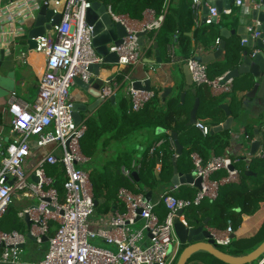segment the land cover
<instances>
[{
  "label": "built area",
  "instance_id": "1",
  "mask_svg": "<svg viewBox=\"0 0 264 264\" xmlns=\"http://www.w3.org/2000/svg\"><path fill=\"white\" fill-rule=\"evenodd\" d=\"M42 1L46 3L49 0ZM91 1L66 0L59 24L36 38L37 46L34 50L46 56L45 71L40 76L36 99L26 102L16 91L10 93V137L5 140L0 134V218L9 211L15 199H38L37 203L28 204L19 212L21 217H29V232L37 242L48 237V248L43 258L35 264H174L182 249L174 227L175 218L187 223L182 216L185 210L200 206L208 199L216 200L222 185L239 183L241 173L235 163L241 158L212 155L203 160L199 154H192L195 166L193 173L202 181L201 187L191 198H180L171 189L162 193L159 202L155 203L147 199L144 193L121 187L118 202L125 206V211H116L110 216L107 225L91 228V216L96 212L98 204L90 172L81 167L89 160L81 151V140L88 130V124L84 118L78 123L75 121L70 98V89L76 78L89 82L94 76L90 71L91 65L108 64L95 50L93 27L86 21ZM204 1L208 4V1L214 0H192L194 15L199 12ZM56 3L59 4L60 0H56ZM253 3L252 0H235L239 7H249ZM13 4L11 2L9 5ZM27 4V9H31L28 1ZM146 12L148 21L137 24L129 16L117 14L109 6L112 19L120 21L127 31V36L120 45L109 44V52H115L118 56V61L113 65L128 68V73L121 81L116 76L103 80L100 90L103 100H107L118 90L125 89L132 109L137 112L143 110L156 94L155 90L136 89L132 85L131 69L142 63L144 51L155 42L150 37L144 47L139 42L138 33H155L161 28L165 18L164 12ZM216 16V7L210 6L205 23L212 24ZM34 18L35 16L31 20ZM257 36L259 33L255 32L254 37ZM219 42L220 38H217L216 44ZM245 42V39L241 40L242 44ZM167 49L170 63L182 62L176 54L175 42L169 43ZM197 56L193 52L184 60L193 83L198 87L210 88L216 95L232 92L234 79L226 78V74L210 77L208 64L200 61ZM195 126L204 135L212 130L211 126L199 119ZM246 138L249 139V136L246 135ZM170 141L174 144L172 139ZM164 142L165 139L156 141L150 147L149 154H155ZM42 149L45 150L43 155L40 154ZM247 156L245 158L249 164L252 156ZM255 157L263 158L264 151L260 150ZM142 161L143 159L134 161L133 169L139 171ZM50 166H58L63 171V201L55 186L56 175H49L47 172ZM222 170H225L226 175L217 177ZM122 171L134 182L128 168L124 167ZM160 203L166 208L162 219L155 211ZM180 210L183 213L178 216ZM139 220L142 221V226L136 228ZM51 221H55L57 227L54 234L49 235ZM209 231L218 246L231 244L234 234L231 222L226 229L210 228ZM96 238L115 246V250L92 244L91 239ZM26 241V235L22 232L0 229V264H19L18 256ZM258 264H264V255Z\"/></svg>",
  "mask_w": 264,
  "mask_h": 264
},
{
  "label": "crops",
  "instance_id": "2",
  "mask_svg": "<svg viewBox=\"0 0 264 264\" xmlns=\"http://www.w3.org/2000/svg\"><path fill=\"white\" fill-rule=\"evenodd\" d=\"M27 1L29 2L31 9H27L29 6L27 4ZM42 0H0V50L5 51V59L2 61L1 69H0V134L4 137L5 140H7L10 137V121L11 116L8 113V100L10 93L12 91H16L17 94L21 99H23L26 102H33L38 94L39 90V82H40V76L45 71V62H46V56L42 53L36 52L35 50H28L26 49V41L22 40V34L25 33L27 26H29L31 18H33L36 15L38 5H40V2ZM172 2V4H175L177 6L182 0H166L167 5ZM190 2L192 4V0H186V2ZM11 2H14L13 5H9ZM256 3V0H252V3ZM235 9L238 11L239 15V21L236 25L233 24V19L228 21L225 18V15H229L231 13V10ZM28 10V11H27ZM228 10H230L228 12ZM228 10H225L223 14H221L216 19V27L212 30H209L212 32L211 38L209 40V43L211 44L210 49L205 47V43L203 41L199 40L197 41L195 34L196 30H202L203 28H207L204 25H211V24H204L202 22L203 20V13H204V6L203 3L200 7L199 12L193 16L194 24L191 27L190 31L186 32L188 36L191 37V45H192V51L197 53L199 57L207 54V52L214 50L217 48L216 40L213 39V36L217 38L220 37L222 39L221 30L223 28H226L228 30H237L238 26L240 24H245L248 21V11L249 7L248 5L239 7L235 3L232 5V7ZM149 16L148 13H144V17L142 20H134L131 19L133 22L137 24H143L144 22L148 21ZM220 22L223 24L219 26ZM250 31V30H249ZM208 32V31H206ZM152 37L150 33H147L144 39V47L147 45L148 39ZM200 39V38H199ZM226 41V49L223 53V55L216 61H226L230 62L227 47L229 44L234 43V45H242L241 43V36L237 33L235 34H229L228 38H224ZM173 42L176 44V54L177 56L182 60V62L178 63H170L169 62V56H168V49L167 46L165 47V54L164 58L161 55L162 63H157L156 61V50L154 46L151 48H148L144 51L143 57H142V63L135 66L131 69V80L134 82V80H142L143 83L146 79L151 80V88L152 90L158 91L159 97L161 99L162 105L165 106L169 99L175 97L176 95H180V92L185 91V99L184 101H181L180 97V105L184 106V114L183 118L189 116L190 118V112L193 108L195 98H200V105H202L203 101H208L211 96H213V99L210 101L209 106H205L203 112H205V115H202L198 117L199 120H203L206 124L211 126L212 128L214 126H217L219 124H223L228 116L226 115V112L223 108L220 107L222 103H227L229 105V108L232 112V116L234 117V122L232 124V127L230 130H224V131H210L211 134H215L214 136L217 137V139H226L227 145L224 148H220L217 150L215 147V141H209L206 151V160L209 159L212 155H225L232 157L236 159L237 157H240L241 159L243 156H247L250 152V144L255 139L254 130L258 128L260 130V135L262 139H264V97L263 98H247L246 92L251 88L248 89V87H243L242 78H235V86L233 88V91L230 93H224L221 95L213 94L210 88L206 86L198 87L195 84L193 86H189L186 84L185 81V75H184V65H185V58L182 57L181 54V45L179 41V34L174 35ZM154 45V44H153ZM160 50V49H159ZM258 50V49H256ZM192 52V53H193ZM230 67L224 69L223 73H217V70H211V75L213 76H221L224 74H227ZM124 70H128V68H124L123 66L117 67L113 64H106L100 67L98 75H94L95 81L99 83L101 86L103 84V80L112 78L113 76H116L117 73L122 72ZM130 70V69H129ZM177 85L179 87H177ZM253 83L251 84V86ZM172 88V91L169 93V95L163 99L162 94L165 90V88ZM195 87L197 90V95H194L191 91V89ZM200 89V90H198ZM114 95V94H113ZM111 95V96H113ZM70 98L72 102L75 101H82L89 105L93 104L96 100V97H94L91 94L85 93L75 82V84L70 89ZM126 99L130 104L131 100L125 93V89H120L115 94V100L114 102L109 99L105 100L101 104H99L97 107H95L92 111H87L85 113H82V116L84 119H87L95 116L98 113V110L100 107L106 103L111 102L116 107H118V104L123 100ZM208 99V100H207ZM206 105V104H205ZM200 107V106H199ZM209 107V108H208ZM208 108V109H207ZM207 109V110H206ZM208 110H213V114L217 116V119L220 120L219 124H214L212 117L210 115H207ZM246 115H244V114ZM198 115V114H197ZM242 116H245L242 118ZM239 120V130L234 131L232 130L235 122ZM189 121V120H188ZM188 125V122H187ZM193 126V132L202 136V138H205L207 135H204L201 130H199L195 124L188 125ZM228 131L225 135L224 132ZM233 131V133L231 132ZM165 132L162 128H157L156 130L153 128H144L139 129L135 131L134 133L127 135V134H121L118 136H115L108 141H104L105 138L110 137L112 133L108 132L106 133L101 141L99 142L98 151L94 157H88L89 160L82 164L81 167L84 168L88 166L86 169L87 171H91L92 169L97 168L100 170L104 166H107L109 162L115 160L118 158V156L123 153H131L132 156V164L134 161H138L144 158L145 151L147 149H150V147L157 141V137ZM209 133V134H210ZM246 135L249 136V139L246 138ZM172 137V136H171ZM178 138L180 143L182 144V139L185 141V143L182 144L183 151L186 149H189L194 144L192 143V136L190 134H187L185 136H180L178 134ZM156 140V141H155ZM173 140V138H172ZM187 142V143H186ZM167 143L169 145V150L173 152V157L177 156V168L178 171L186 174L188 172H193L195 166L194 163H192V166L189 167L187 163L182 162V153L180 155L176 152V145L174 143H171L170 140H165V142L162 144V146ZM198 142L195 144V146H198ZM161 146V147H162ZM159 147L158 150L161 148ZM260 150L264 151L263 146L260 148ZM259 150V151H260ZM258 151V152H259ZM162 152V151H160ZM159 152V153H160ZM45 150L42 149L40 151V154H44ZM197 153V151H194L192 154ZM191 154V155H192ZM198 154V153H197ZM162 155V154H160ZM249 158V156H247ZM34 158V157H33ZM254 157L251 158V161L249 163L250 167L249 169L254 172L255 175H245V168H246V162L243 163V167L239 166V164L243 161L240 160L237 163H235V167H237L240 170V182L239 183H226L224 185L232 184L236 185L238 187L244 186L248 187L249 189H254L257 185H259L262 180L264 179V166L260 165L262 161H264V157L261 158L260 166L256 164H253L254 167L251 166V162H253ZM193 162V160H192ZM162 161L160 158H156V167H155V181L153 185L149 186L147 183L144 186V190L140 193H144L145 195L148 192H151V201L157 203L160 200V196L162 193L173 189L171 192L180 197V198H191L193 197L198 188L195 187L193 184H185L180 186H175L171 184V179L173 176L174 171V164L172 167V170L168 172V169H165L163 172L161 171L162 167ZM254 163V162H253ZM126 167L125 164L121 165L120 171L123 173V168ZM128 168V167H126ZM168 168V167H167ZM257 168V169H256ZM85 169V168H84ZM134 169L132 170V176L134 179H138V174L135 176L133 174ZM138 171V170H137ZM139 172V171H138ZM162 172V174H161ZM226 172L225 170H222L219 172L220 176H225ZM243 175L245 177H243ZM263 176L262 180L258 184L251 183L252 177H259ZM222 185V186H224ZM139 186V185H138ZM225 187V186H224ZM121 188V187H120ZM226 187L223 188V192H225ZM119 191V190H118ZM118 194L116 197H111L110 199V208L108 211H100L96 208V212L99 214L100 218L92 221L91 224L95 226L96 228L102 227L108 224L110 216H112L116 211L124 212L125 206L121 205L118 201ZM38 199L36 198H22V199H15L14 202L11 204L9 211L0 218V229L4 231H12L17 230L19 232H22L26 235V244L22 251L19 254L18 262L19 264H35L39 260H41L48 248V241H42L37 242L36 240H32L27 236L29 232V226L25 220V217H21L19 215V212L22 210V208L28 204L37 203ZM209 199L203 201V203L200 206L192 207L188 209V213L190 216V222L193 226H198L200 224H203L204 221H207L206 227L217 230V226L219 225V217L218 213L216 215V210L213 209V211L208 207ZM260 208L256 211H253L250 214H242V219L239 224L233 225L234 228V237L233 238H243V237H251L259 230L260 227H264V201H261ZM198 207H205L204 211H199ZM211 210V211H210ZM237 212H241V207L236 208ZM156 213L158 216L162 219L166 214V208L164 204L160 203L155 208ZM188 213H184L182 216L187 220L186 215ZM214 215L217 216L214 218ZM197 220V221H196ZM55 221H53V224L51 225L50 230L55 231L56 226L54 224ZM138 222H141L139 220ZM137 222V223H138ZM56 223V222H55ZM226 229V228H224ZM45 238V237H44ZM183 247V246H182ZM220 247V246H219ZM225 247V246H221ZM1 250V246H0ZM183 250L181 249V252ZM197 252L202 253L203 255H206V250H199ZM196 253V252H195ZM209 253V252H208ZM181 254V253H180ZM194 254V253H193ZM192 254V255H193ZM213 256V255H212ZM180 257V256H179ZM192 257V256H191ZM207 260L209 261L207 263L210 264H227L219 259L215 258L219 261L210 259L208 256ZM179 258L177 259L176 263L178 264ZM190 264H205L204 262H197L193 261L190 262ZM258 264V263H257Z\"/></svg>",
  "mask_w": 264,
  "mask_h": 264
},
{
  "label": "trees",
  "instance_id": "3",
  "mask_svg": "<svg viewBox=\"0 0 264 264\" xmlns=\"http://www.w3.org/2000/svg\"><path fill=\"white\" fill-rule=\"evenodd\" d=\"M100 1L111 6L113 11L117 14L127 15L134 20H142L144 17V13L147 10H152L156 14H161L164 12L165 18L161 28L155 33H150L154 38V41L158 43L162 57L164 58L165 47L169 43L173 42L175 34H179V41L182 52L181 54L183 55L182 57L187 58L192 54L193 51L191 48V37L186 34V32L190 31L191 27L194 24V13L192 4L190 2L182 0L177 6H175V4H172V2L170 1V3L167 5V8H165L166 0ZM225 18L227 21L229 18L230 20L233 19V24L236 25L238 23V11L232 9L229 15H225ZM222 24L223 23L220 22L219 26ZM204 26L207 28L196 30L195 37L197 41L202 40L203 43H205V47L209 50L211 46L209 40L212 34V32L209 30L215 28L216 23L213 22L211 25ZM217 38L220 37L217 36ZM217 38L213 36L212 40L214 41V39ZM242 48L243 47L241 44H229L227 47V51L230 62L214 61L208 64L210 77H215L211 75V70H217V73L221 74L228 66L230 67V69L234 68L240 58V52ZM126 73H128V70L119 72L116 75V79L121 81ZM179 99L180 95L178 94L175 97L169 99L167 104L163 106L159 97V93L158 91H156L155 96L150 100L146 107L138 112L132 109L131 104L126 99H123L118 104V107H116L109 101L104 103L98 110V113L95 116L88 118L87 120L88 130L81 140L82 153L86 157H94L98 151V146L100 144L99 142L108 132H111L112 135L105 138L104 141H108L109 139L121 134L130 135L139 129L153 128L156 130L159 127L164 129L165 132L161 133L157 137V141L160 139H165L167 141L172 139L171 133L174 131L180 134L181 138L182 136H185L187 134H190V136H192V143L194 145L189 149L184 150L181 156V161L187 163L189 167H191L193 163L191 154L194 151H197L202 159L206 160V151L209 147L208 142L210 140L215 141L214 143L217 150H219L221 147L224 148L227 145L226 139H217V137L214 136L215 134L211 133L208 134L205 138H202V136L193 132V126L187 125L189 116L183 118L184 106L179 104ZM212 99L213 96H211L209 100L207 99L208 101H203L202 105H200L198 109L197 116L200 117L201 114H206L205 112H203V110H205L204 107L209 106L207 104H209ZM207 112V115H210L212 117L214 124L220 123V120L217 119V116L213 114V110H208ZM227 132L228 131L224 132L223 134L225 135ZM197 142L199 145L195 146ZM183 143H185V141H183L182 139V144ZM168 147L169 145L165 143L153 155L149 154V149L145 151L142 165L138 172L139 181H137V179H134V182H131L130 179L120 171L121 165L125 164V166L128 167V170L132 172L133 155L131 153H123L122 155L120 154L118 158L109 162L107 166H104L100 170H98L97 168L92 169L90 171V177L93 186L94 197L96 201H98L97 209L100 211H108V209L110 208V199L113 196L116 197L120 187H126L133 192L138 193L143 191V188H140L141 183H147L149 186L153 185L156 178V158L159 157L162 161V172L165 169H168V172L172 170L174 154L169 150ZM160 151H162V155H160ZM260 165L264 166V161H262ZM47 172L49 175H56L57 178L55 186L61 194H64V174L62 169L58 166H50ZM218 176L219 173L217 174V177ZM243 177L245 176L243 175ZM224 186L226 187L225 192H223V188H225ZM224 186L220 187L218 198L216 200H209L208 204V207L212 211L213 209L216 210V215L218 213L219 225L217 226V229L221 230L226 228L229 222H231L232 225L239 224L242 219V214L248 215L253 211L258 210L261 207V201H264V179L259 185L254 187V189H249L248 187L244 186L238 187L232 184ZM238 206L241 207L240 213H238L236 210ZM198 209L199 211H204L205 207H198ZM215 217L217 216L214 215V218ZM186 218L190 221L191 218L189 216V213L188 215H186ZM52 224L53 221L50 222V228ZM54 224L57 225V223L55 222ZM54 232L55 231L50 230L49 235L54 234ZM263 242L264 227H262L256 234L251 237L233 238L231 244L229 246H226L227 249H224L221 246L220 249L228 252L234 257H240L247 255ZM206 256H208L210 259L219 261L208 252H206V255H203L200 252H196L188 260L187 264H190L192 260L210 264L207 263L209 259L207 260ZM262 257L257 259V263L262 259Z\"/></svg>",
  "mask_w": 264,
  "mask_h": 264
},
{
  "label": "water",
  "instance_id": "4",
  "mask_svg": "<svg viewBox=\"0 0 264 264\" xmlns=\"http://www.w3.org/2000/svg\"><path fill=\"white\" fill-rule=\"evenodd\" d=\"M66 0H60V3L57 4L56 0H49L44 3L40 2L38 5L37 12L34 20L27 26L25 33L22 34L23 39L26 41V49L34 50L37 46L36 38L48 33L52 28L59 24L62 13L65 7ZM235 3V0H214L203 2L204 6V17L202 22L205 24L206 16L210 13V6L216 7L217 15L214 17V22L216 19L224 13L225 10L230 9ZM56 11V12H55ZM248 21L245 24H240L237 33L241 36V39H245L246 42L242 44V50L240 52V58L236 66L230 69L226 78H242L243 87H248L246 92L247 98H263L264 97V0H256V3L249 5L248 11ZM86 21L89 25L93 27V46L98 54L104 57L105 62L108 64H114L118 61V56L115 52H109V44L114 43L115 45H120L123 41V38L127 36V31L125 26L120 21H114L109 13V5L103 3L100 0H92L91 5L86 13ZM239 21V15H238ZM249 29L251 32H249ZM235 30H228L223 28L221 30L222 39L216 49L207 52V54L197 58L203 63L210 64L218 60L224 53L226 49V41L224 38H228L229 34H235ZM259 33V36L254 37V33ZM147 32H139V42L141 45H144V39ZM154 48L156 50V61L157 63H162V58L160 56V50L157 42H154ZM258 49V50H256ZM5 59V51L0 50V69L2 61ZM101 65L93 64L90 66V71L94 75H98ZM184 75L186 84L193 86L192 76L188 69L187 64L184 65ZM95 77H91L89 82H84L80 78H76L75 82L77 85L88 94L96 97V100L93 104L89 105L82 101L73 102V116L75 121L78 123L82 120V113L87 111H92L99 104L104 102L101 97V85L95 81ZM253 85L251 86V84ZM133 87L136 89L151 90V80L146 79L143 83L142 80H134ZM177 87H179L177 85ZM172 91V88H165L162 98L165 99L169 93ZM194 95H197V90L195 87L191 89ZM186 92H180L181 101H184ZM110 100L114 102L115 95L110 97ZM200 106V98L196 97L193 108L190 112V118L188 125H193L197 121V113ZM226 112L228 118L223 124L214 126L212 131H224L230 130L234 122V117L227 103H222L220 105ZM255 139L250 144V156L255 157L256 153L264 144V139L260 135V130L256 128L254 130ZM171 136L176 145V152L180 155L183 151V146L179 141L178 133L172 132ZM246 156H243L241 160L247 163ZM174 171L171 179V184L175 186L193 184L195 187H201V178L195 177L193 172H188L183 174L178 171L177 168V156L173 157ZM250 165L247 163L245 168V175H255L252 170L249 169ZM233 166L230 167L232 169ZM133 174L137 176L138 171L134 169ZM147 199H151V192L146 194ZM98 204V201H96ZM141 212V210H139ZM182 210L178 212V216L182 214ZM25 220L30 227L31 221L26 215ZM207 221H204L203 224L198 226L191 225V222L187 220V223L181 221L178 217L175 218V231L176 234L184 247L183 251L180 254L178 264H187L188 260L191 258L192 254L199 250H206L211 255L215 256L217 259L227 263V264H252L255 260L259 259L264 255V242L259 245L256 249L248 253L247 255L234 257L228 252L220 249V247L215 243L213 236L209 229L206 227ZM27 236L32 240H36L30 232ZM234 237V234L232 235ZM45 241H48V237L44 238ZM43 240V241H44Z\"/></svg>",
  "mask_w": 264,
  "mask_h": 264
},
{
  "label": "rangeland",
  "instance_id": "5",
  "mask_svg": "<svg viewBox=\"0 0 264 264\" xmlns=\"http://www.w3.org/2000/svg\"><path fill=\"white\" fill-rule=\"evenodd\" d=\"M125 87V86H124ZM244 114V113H243ZM245 115V114H244ZM246 116V115H245ZM245 116H242V118H244ZM239 120H237L236 122H235V124H234V126H233V128H232V130H236V131H238L239 130ZM261 160H263V159H261V158H259V157H254L253 158V162H251V166L252 167H254V165L253 164H256V167H257V165H259L260 164V162H261ZM245 161H242L240 164H239V166H241V167H243V163H244ZM27 168V167H26ZM85 169H87L88 168V166H86V167H84ZM257 169V168H256ZM262 175L261 176H259V177H252V179H251V183L253 182L255 185L256 184H258V183H260L261 182V180H262ZM141 186H140V188L142 189L143 188V190H144V186H145V184H143V183H141L140 184ZM59 194H60V198L62 199V201L64 200V195H65V191H64V194H61L60 192H59ZM37 199V198H36ZM188 212V209L187 210H185V214ZM100 218V216H99V214L97 213V212H95L92 216H91V222L92 221H95V220H97V219H99ZM101 219V218H100ZM142 226V223L141 222H138L137 224H136V228H140ZM91 228H93V229H96V227L95 226H93V224H91ZM262 227H260L259 228V230L261 229ZM258 230V231H259ZM257 231V232H258ZM256 232V233H257ZM48 243V242H47ZM91 243L92 244H94V245H97V246H100V247H103V248H108V249H111V250H115V246H113V245H110V244H108V243H106V242H104L103 240H101L100 238H96V239H91ZM222 248H224V249H227V247L225 246V247H222ZM182 249H183V247H182ZM256 264L257 263V260H255L254 262H253V264ZM174 264H177L176 262L174 263Z\"/></svg>",
  "mask_w": 264,
  "mask_h": 264
},
{
  "label": "clouds",
  "instance_id": "6",
  "mask_svg": "<svg viewBox=\"0 0 264 264\" xmlns=\"http://www.w3.org/2000/svg\"><path fill=\"white\" fill-rule=\"evenodd\" d=\"M206 24V23H205Z\"/></svg>",
  "mask_w": 264,
  "mask_h": 264
}]
</instances>
